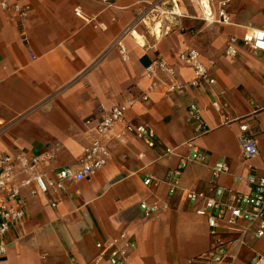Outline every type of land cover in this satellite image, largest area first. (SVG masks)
Returning a JSON list of instances; mask_svg holds the SVG:
<instances>
[{"label":"crops","instance_id":"0c3cea01","mask_svg":"<svg viewBox=\"0 0 264 264\" xmlns=\"http://www.w3.org/2000/svg\"><path fill=\"white\" fill-rule=\"evenodd\" d=\"M152 1L23 0L18 5L29 11L22 27L14 13L0 11V155L39 159L37 169L47 180L60 169L77 168L97 138L85 122L99 117L100 107L119 105L150 85L155 89L149 100L128 108L124 122L148 126L157 141L149 148L122 134L118 124L98 138L109 153L99 171L45 194L33 182L24 184L29 176L17 174L25 218L0 237V264H106L96 244L121 233L134 244L123 264H209L201 258L213 242L206 218L196 214L203 203L188 202L182 191L248 195L253 191L248 177L264 178V55L240 41L248 31L264 30V0H208L214 12L227 3V25L204 22L195 2L181 0L186 17L179 29L155 39L137 27L132 36L139 35L143 46L127 34L120 37L121 51L117 38ZM75 9L87 20L77 18ZM232 38L233 58L226 55ZM189 51L214 64L215 84L190 86L192 69L178 59ZM157 59L173 70L172 77L160 72L152 80L145 77ZM174 84L183 88L171 92ZM191 104L208 129L197 138L187 113ZM241 125L257 144L258 156L249 161L241 157ZM189 142L207 161L187 166L170 194L166 174L191 155ZM166 148L172 153L162 157ZM221 161L229 172L213 179L211 168ZM146 178L153 180L148 186ZM141 204L158 210L145 217ZM224 237L237 239L233 233ZM254 254L264 256V238L248 236L233 264H246Z\"/></svg>","mask_w":264,"mask_h":264},{"label":"built area","instance_id":"2783aa9c","mask_svg":"<svg viewBox=\"0 0 264 264\" xmlns=\"http://www.w3.org/2000/svg\"><path fill=\"white\" fill-rule=\"evenodd\" d=\"M23 0H15L13 4L7 1L0 2L1 12H12L18 18L17 26L22 27L23 20L29 11L28 5L19 6L18 2ZM106 2V0H102ZM195 2L200 9V19L206 23L229 24V16L226 12V2H221L216 12H214L208 0H190ZM206 3V4H205ZM74 14L77 18L87 20L79 9H75ZM186 17V10L181 0H154L146 2L145 6L140 10L137 18L131 26L123 30L121 36L117 38L116 44L120 46V37L132 33H137L135 28H143L147 33L154 36L155 39L177 30L181 27V19ZM158 29L159 37L156 36L155 30ZM133 38V36H132ZM134 39V38H133ZM136 41V39H134ZM243 46L248 47L254 54L264 55V30H251L241 37ZM236 39L229 40L226 48V55L233 58L236 55L234 45ZM178 59L187 63L193 72V78L190 86L200 88L205 85L215 84V78L211 73L214 64L203 63L199 54L195 51L185 52L179 55ZM157 72L165 76L172 77L174 72L168 67L163 59H157L145 69V77L152 80L156 77ZM182 85L174 84L170 91L174 92L182 89ZM155 87L150 85L147 92H142L128 96L121 104L114 105L108 109L100 107L99 117L89 119L85 125L97 136L85 151L77 168L67 167L58 170L54 174V178L47 180L37 167L40 160L37 158H26L22 155L12 158L7 155H0V237L7 234L11 229L19 228L25 218L23 202L20 198V190L15 183L17 174L29 176V180L24 182L29 185L33 182L37 191L45 194L49 189L61 190L64 182L78 183L89 179L97 171H99L107 162L109 153L105 146L98 138L112 132L114 126L123 125V133L131 134L135 138L143 141L149 148H155L157 145L154 132L145 125H129L124 122V116L128 108L138 104L145 103L149 100V93ZM216 108V104H214ZM188 118L193 126L194 138L203 136L208 133L202 121L201 112L195 104L189 105L187 109ZM240 134L238 143L240 147L241 157L245 161L252 160L258 156V149L255 138L249 133L246 125L240 126ZM187 146L191 148L192 153L180 159L179 165L174 170H170L166 174V182L169 186V193L174 194L178 190V177L181 172L190 164H205L207 155L192 147V143ZM172 150L164 149L162 157L171 155ZM18 165H15V163ZM18 167V173H17ZM229 172V168L225 162H217L211 168L213 179H218L221 175ZM152 178L143 180L144 185L148 186L152 183ZM253 191L248 195L233 194L224 198V191L216 189L213 196H208L196 191H182L185 200L192 204L203 203V208L196 210V214L206 218L209 234L213 245L210 250L205 253L201 259L209 264H233L239 248L244 246L248 236H252L256 240L264 238V178L256 179L253 176L248 177ZM36 194V191L31 193ZM55 207V203L50 204ZM145 217H149L157 212L156 207H148L145 204L140 205ZM233 233L237 235V239L228 241L225 234ZM236 244V254L230 257L227 262L228 252L232 245ZM134 244L131 238L121 233L117 238H110L105 242L96 244L99 252L98 258L106 256V264H123L128 257L129 250L133 249ZM0 251H3L0 249ZM246 264H264V256L254 254Z\"/></svg>","mask_w":264,"mask_h":264},{"label":"bare ground","instance_id":"6f19581e","mask_svg":"<svg viewBox=\"0 0 264 264\" xmlns=\"http://www.w3.org/2000/svg\"><path fill=\"white\" fill-rule=\"evenodd\" d=\"M206 1V0H205ZM155 33H156V36L159 37V31L158 29L155 30ZM134 39H136L138 41V43L143 46V42H142V39L141 37L138 35V36H135Z\"/></svg>","mask_w":264,"mask_h":264},{"label":"rangeland","instance_id":"374dc122","mask_svg":"<svg viewBox=\"0 0 264 264\" xmlns=\"http://www.w3.org/2000/svg\"><path fill=\"white\" fill-rule=\"evenodd\" d=\"M136 42H138V41L136 40Z\"/></svg>","mask_w":264,"mask_h":264}]
</instances>
